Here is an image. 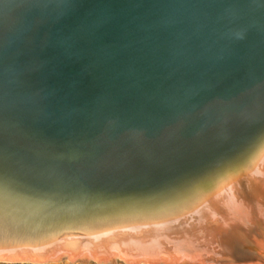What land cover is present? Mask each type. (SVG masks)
I'll list each match as a JSON object with an SVG mask.
<instances>
[{
	"label": "water",
	"instance_id": "95a60500",
	"mask_svg": "<svg viewBox=\"0 0 264 264\" xmlns=\"http://www.w3.org/2000/svg\"><path fill=\"white\" fill-rule=\"evenodd\" d=\"M260 108L264 0H0V153L43 160L51 173L6 189L15 199L0 217L30 234L80 222L84 206L89 219L121 209L89 201L101 193H134L136 207L150 210L177 201L191 178L263 133ZM240 131L193 177L180 171L183 156ZM22 250L9 252L38 256Z\"/></svg>",
	"mask_w": 264,
	"mask_h": 264
},
{
	"label": "bare ground",
	"instance_id": "6f19581e",
	"mask_svg": "<svg viewBox=\"0 0 264 264\" xmlns=\"http://www.w3.org/2000/svg\"><path fill=\"white\" fill-rule=\"evenodd\" d=\"M87 84L88 82L84 85L88 86ZM41 90V94H46L44 86ZM263 116L264 109H258L257 119ZM245 127L246 122L240 124L242 130ZM242 132L225 134L221 141L209 143L207 152L204 155L197 154L196 159L191 160L192 156L189 154L183 156L184 165L180 171L187 172L193 177V173L209 164L216 154L233 143L236 144L235 141L241 138ZM236 145L240 148L232 158L216 162L213 168L210 167L200 177L198 175L191 178V182L189 180L187 185L182 186L181 192L177 194L179 197L177 201H163L152 210L148 207L137 208V202L132 200L134 193L126 197L121 196L118 190L110 194L101 193L97 198L88 197L91 198L90 202L102 206V210L114 208L113 203L121 209L115 207L114 210H117L114 212H98L97 217L89 219L84 216L86 213L84 206V210L77 211L83 214L80 222L72 220L74 223L71 222L69 225L49 223L45 231L51 228L56 234L47 237L43 236L49 233L34 236L37 241L35 243L28 241L17 243L20 240L19 235L23 233L8 230L10 224L7 225L6 222L11 220L4 215L0 217V226L3 225L0 229V262L9 260L12 263H21L31 258L33 261L48 263L61 261L63 256L68 255L69 260L91 262L95 259L97 264L108 261L117 264V260L127 264H162V261L163 264H174L172 259L183 257L196 261L210 259L208 264H264V131L252 144ZM6 153L9 154L10 160L5 159L0 153V209H5L8 202L15 199L5 192L11 185L26 179L46 181L51 174L42 169V165H47L43 160H34L31 157L30 159L28 155L25 162L17 161L16 159L22 158L24 154H13L9 150ZM165 162L171 168L177 167L171 161L165 160L163 163ZM19 167H23L24 170H19ZM80 173L85 175V179L89 178L87 173L82 171ZM126 177L128 178V175ZM15 201L21 206L18 199ZM99 201L104 203L99 204ZM3 229L9 234L7 235ZM226 232L228 235H225ZM185 237L187 239L182 242V238ZM229 237L233 242L245 245V248L251 247L248 262L245 261L247 258L241 263L239 260L218 261L220 257L212 253L210 248L216 247L221 252H229V255L237 249L236 244L229 242ZM30 238L33 236L28 237ZM251 239L261 246L255 247ZM9 243L12 244L11 247L8 246ZM22 249H29L38 256L10 255V252L14 251L21 253ZM47 251L52 252L48 255ZM247 251L246 249L245 252Z\"/></svg>",
	"mask_w": 264,
	"mask_h": 264
},
{
	"label": "rangeland",
	"instance_id": "374dc122",
	"mask_svg": "<svg viewBox=\"0 0 264 264\" xmlns=\"http://www.w3.org/2000/svg\"><path fill=\"white\" fill-rule=\"evenodd\" d=\"M85 84H86V82H85ZM88 86H90L89 85V83L87 84ZM35 86L36 85H34L33 86V89L35 90ZM37 87V86H36ZM37 88H40V94L42 93V90L41 89H43V86L41 87V85H40V87H37ZM39 94V95H40ZM45 95H47V94H41V97L43 98V96L45 97ZM40 97V96H39ZM91 200V199H90ZM89 200V201H90ZM11 222V221H10ZM10 222H6V223H9V224H7V225H9L8 227L9 228H11V223ZM36 225V224H35ZM43 226H44V229H43ZM37 225V227L36 226H34L35 227V229L37 230L38 228H39V230H40V234L39 233H37L38 231H34L33 230V232H31L32 233V235H31V233L29 234V233H25V232H21V233H25L24 234V237L25 238H28V237H32L33 236V238H30V239H32V241L31 240H26V241H28L29 243H35V242H37L35 239V237H37L38 235H44V234H47V233H49V234H47V235H44L43 237H47V236H50V234L51 235H54V234H56V233H54L52 230H51V228L46 232L45 230L47 229V226H45V225ZM8 228V230H12V229H9ZM51 231V232H50ZM53 232V233H52ZM58 232V231H57ZM8 233V232H7ZM34 233L36 234V235H34ZM258 233H261V232H258ZM257 233V234H258ZM30 236H29V235ZM26 235V236H25ZM225 235H228L227 234V232L225 233ZM35 236V237H34ZM261 236V235H260ZM43 237H41V238H43ZM39 239H40V237H39ZM183 239V241L182 242H185L184 241V239H187V237H185V238H182ZM229 242L230 241H232L231 243L233 244H236V246H237V249H235V251H232V250H229V249H227V250H229V251H232V252H230V254L228 255V253L225 251V252H221L220 250H217V248L216 247H211L210 248V250L212 249V253H215L218 257H220L219 259L220 260H218L219 262H225V261H227V262H230V261H237V260H241L242 258L243 259H245V258H249V253H250V250H251V247H249V246H246V248L244 247L245 245H242V244H240V243H238L237 241L235 242H233V240H232V238H230L229 237ZM252 240V239H251ZM253 241V244H254V246L255 247H260L261 245L260 244H258L256 241H254V240H252ZM25 244H27V243H25ZM11 243H9V247H11ZM239 246H240V248H239ZM12 247H14V246H12ZM243 247V248H242ZM248 247V248H247ZM16 248V247H15ZM245 248V249H244ZM240 249V250H239ZM244 249V250H243ZM246 249L248 250L247 252H245L246 251ZM250 249V250H249ZM242 251V252H240L239 253V251ZM245 252V253H244ZM243 253H244V256H243ZM248 253V254H247ZM240 254V255H239ZM245 254H247V257H245ZM221 257H224V258H221ZM68 261V262H67ZM119 260H117L116 262H117V264H125L124 262H122V261H119ZM45 262H40V263H36L35 262V264H44ZM0 264H31V263H28V262H21V263H3V262H0ZM34 264V263H33ZM45 264H97L96 262H83V261H81V262H78V261H74V260H66V261H52V262H48V263H45ZM105 264H115V263H112V262H109V263H105ZM127 264V263H126ZM251 264H263V263H251Z\"/></svg>",
	"mask_w": 264,
	"mask_h": 264
}]
</instances>
